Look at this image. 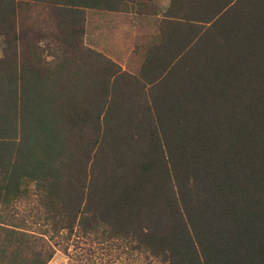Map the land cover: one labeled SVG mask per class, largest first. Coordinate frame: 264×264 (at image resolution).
Instances as JSON below:
<instances>
[{
  "label": "trees",
  "instance_id": "obj_1",
  "mask_svg": "<svg viewBox=\"0 0 264 264\" xmlns=\"http://www.w3.org/2000/svg\"><path fill=\"white\" fill-rule=\"evenodd\" d=\"M153 1L0 0V264H264V0H169L135 76L83 46L84 10Z\"/></svg>",
  "mask_w": 264,
  "mask_h": 264
},
{
  "label": "rangeland",
  "instance_id": "obj_2",
  "mask_svg": "<svg viewBox=\"0 0 264 264\" xmlns=\"http://www.w3.org/2000/svg\"><path fill=\"white\" fill-rule=\"evenodd\" d=\"M169 0H155L143 7L128 6L126 12L107 13L84 10L85 45L100 48L124 70L136 73L140 57L134 47L145 45L156 33V22ZM33 201L15 205V215L26 222L35 221ZM30 224V223H29ZM48 264H141V259L131 256L123 245L98 246L87 241L67 243V251L55 250Z\"/></svg>",
  "mask_w": 264,
  "mask_h": 264
},
{
  "label": "crops",
  "instance_id": "obj_3",
  "mask_svg": "<svg viewBox=\"0 0 264 264\" xmlns=\"http://www.w3.org/2000/svg\"><path fill=\"white\" fill-rule=\"evenodd\" d=\"M97 12H105V11H97ZM107 13H114V12H107ZM121 13V12H119ZM157 24H158V21L156 22V33L154 34V36L157 34ZM85 20H84V33H83V38H82V44L85 48L93 51L94 53H97L99 55H102L104 56L106 59H108L109 61H111L112 63H114L121 72H125L129 75H137L138 74V71L140 69V66H141V63H142V59H143V50H144V46L153 38V36L151 37V39L145 44V45H142V46H136L134 47L133 49V52L135 54H138L139 57H140V64L138 66V69H137V72L136 73H130L126 70H124L116 61H114L110 56L106 55L105 52H102L100 50V48H95L93 46H87L85 45ZM34 51V48L31 47V46H27V45H15L12 47V61L14 63V65H20L21 63L23 64H28V62H31V61H34L30 58V53ZM10 57H9V51L8 49L6 48V46L4 45V42H3V38L0 36V60H9Z\"/></svg>",
  "mask_w": 264,
  "mask_h": 264
}]
</instances>
